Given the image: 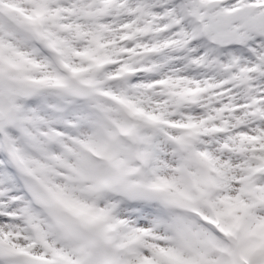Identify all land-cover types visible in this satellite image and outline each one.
Masks as SVG:
<instances>
[{"label":"snow or ice","instance_id":"1","mask_svg":"<svg viewBox=\"0 0 264 264\" xmlns=\"http://www.w3.org/2000/svg\"><path fill=\"white\" fill-rule=\"evenodd\" d=\"M0 264H264V0H0Z\"/></svg>","mask_w":264,"mask_h":264}]
</instances>
